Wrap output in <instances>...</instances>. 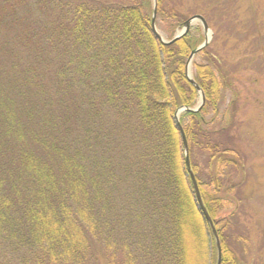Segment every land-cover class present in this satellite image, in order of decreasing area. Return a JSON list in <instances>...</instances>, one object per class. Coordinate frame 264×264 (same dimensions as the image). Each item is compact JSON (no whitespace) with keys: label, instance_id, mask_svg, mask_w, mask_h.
<instances>
[{"label":"trees","instance_id":"obj_1","mask_svg":"<svg viewBox=\"0 0 264 264\" xmlns=\"http://www.w3.org/2000/svg\"><path fill=\"white\" fill-rule=\"evenodd\" d=\"M156 1L161 35L204 4L227 15L219 0ZM153 12V0H0V264L217 263L174 120L199 103L185 70L203 27L165 44ZM192 71L205 102L180 116L191 170L221 264H248L227 75L209 46Z\"/></svg>","mask_w":264,"mask_h":264},{"label":"rangeland","instance_id":"obj_2","mask_svg":"<svg viewBox=\"0 0 264 264\" xmlns=\"http://www.w3.org/2000/svg\"><path fill=\"white\" fill-rule=\"evenodd\" d=\"M218 3V10L227 7L226 16L213 11V4H204L200 10L208 16L212 31L208 46L221 60L229 82L224 91L223 122L233 123L246 166L245 184L236 191L250 240V253L245 256L248 264H264V0ZM200 5L198 0L185 4L189 10ZM162 36L168 40L173 35L162 30Z\"/></svg>","mask_w":264,"mask_h":264},{"label":"water","instance_id":"obj_3","mask_svg":"<svg viewBox=\"0 0 264 264\" xmlns=\"http://www.w3.org/2000/svg\"><path fill=\"white\" fill-rule=\"evenodd\" d=\"M153 2H154V12H153V18L151 21V29H152V32L154 33L155 37L158 38L162 43H165V44L174 43L175 41H177L178 39H180L181 37L186 35L187 32L189 31V29L191 28V26L196 22H200V24L203 27L204 34H205L204 41L198 47H196L194 50H192V52L190 53V56H189L187 63H186V70H185L187 78L190 80V82L199 91L200 103L197 106H195L194 108H191L188 106H183V107L178 108L175 112L174 120H175V125L180 132V136H181V139L183 142V148H184V152H185V161H186L188 171L191 174L193 187H194V193H195V199L197 202V208L201 211L202 215L205 217V219L207 220V222L211 226V229H212L214 237H215L216 246H217V263L216 264H221L222 250H221L220 239H219V236L217 234V231L214 228L213 221H212L211 217L209 216V214L205 208V205L203 203V200H202L200 192H199V188H198L195 176L191 170L189 145H188L187 138H186L185 132L183 130V127L180 123V116L183 112H197L202 108V106L205 102V95H204L203 91L201 90L199 85L196 83V81L193 79L192 63H193V60H194V57L196 56V54H198L200 51H202L204 48H206L209 45V43L211 41V37H212V31H211V28L209 27V24L206 21V19L202 15L198 14V15L192 16L191 18L187 19L183 23L182 29L171 40H165L163 38V36L159 33L157 26H156L157 1L153 0Z\"/></svg>","mask_w":264,"mask_h":264},{"label":"bare ground","instance_id":"obj_4","mask_svg":"<svg viewBox=\"0 0 264 264\" xmlns=\"http://www.w3.org/2000/svg\"><path fill=\"white\" fill-rule=\"evenodd\" d=\"M180 123H181V121H180ZM182 125V124H181ZM184 130V129H183ZM194 195H195V193H194ZM196 200V199H195Z\"/></svg>","mask_w":264,"mask_h":264}]
</instances>
